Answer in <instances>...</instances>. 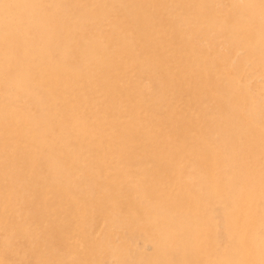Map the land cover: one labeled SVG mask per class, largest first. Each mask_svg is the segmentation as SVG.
<instances>
[{
  "label": "rangeland",
  "instance_id": "rangeland-1",
  "mask_svg": "<svg viewBox=\"0 0 264 264\" xmlns=\"http://www.w3.org/2000/svg\"><path fill=\"white\" fill-rule=\"evenodd\" d=\"M46 1L0 0L21 64L0 88L28 115L0 126V264L219 258L235 199L264 185V0Z\"/></svg>",
  "mask_w": 264,
  "mask_h": 264
},
{
  "label": "bare ground",
  "instance_id": "bare-ground-1",
  "mask_svg": "<svg viewBox=\"0 0 264 264\" xmlns=\"http://www.w3.org/2000/svg\"><path fill=\"white\" fill-rule=\"evenodd\" d=\"M12 3H22L23 5H26V8H35L37 7V3L39 0H9ZM7 0V2H9ZM96 1V0H93ZM256 1V0H254ZM251 2V1H250ZM90 3V2H88ZM36 5V6H35ZM45 6H49L51 5L48 1L45 0L44 2ZM1 6V5H0ZM8 6V5H7ZM57 6V5H56ZM52 7V6H51ZM22 8V7H20ZM43 8V7H42ZM17 9V8H16ZM27 9V10H28ZM19 10V9H18ZM21 10V9H20ZM17 11V10H16ZM34 11V10H32ZM28 14V13H27ZM8 15V14H7ZM31 15V14H29ZM37 15L40 17V15L37 13ZM5 16V15H4ZM9 16H12V13H9ZM32 17H35V14L32 15ZM15 18V17H14ZM17 18V17H16ZM29 18V17H28ZM31 18V17H30ZM41 18V17H40ZM3 19V18H2ZM63 19V16H62ZM10 20V19H9ZM12 20V19H11ZM33 20V19H31ZM59 20V19H58ZM17 21V20H16ZM2 22H5L2 21ZM8 22V21H6ZM5 22V23H6ZM25 22V21H24ZM31 22V21H29ZM214 22V21H213ZM20 23V22H18ZM27 23V22H26ZM34 23V22H33ZM3 24V23H2ZM8 24V23H7ZM22 24V23H20ZM28 24V23H27ZM249 24V23H248ZM10 25V23L8 24ZM13 25H17L16 23H13ZM31 25H29L30 27ZM4 27V26H3ZM33 27V26H32ZM41 27V26H40ZM2 25L0 26V68L4 63H9L12 67H16V65L18 64L19 61H17L16 56H13L12 52L10 51V41L12 40V36H9L10 33H8L7 31H1ZM8 28H13L12 25L11 27L8 26ZM19 28V26H18ZM24 28V27H23ZM27 28V27H26ZM44 28V27H43ZM5 28H3L4 30ZM14 29V28H13ZM20 29V28H19ZM28 29V28H27ZM11 30V29H10ZM9 30V32H10ZM16 31V30H14ZM22 31V30H21ZM19 32V30H17V33ZM24 32V31H23ZM45 32V31H44ZM261 32V31H260ZM15 33V32H13ZM251 33V32H250ZM16 35V34H14ZM22 36V35H21ZM16 37V36H15ZM26 37V36H24ZM19 38V37H18ZM22 38V37H21ZM20 38V39H21ZM16 39V38H15ZM258 41H264V35H259L257 36ZM23 40V39H22ZM22 40L20 42H22ZM16 44H18L17 39H16ZM15 44V43H14ZM21 46L23 47V44H21ZM20 48V46H19ZM15 49V47H14ZM13 49V50H14ZM18 48H16L17 50ZM15 50V51H16ZM19 50V49H18ZM21 50V49H20ZM19 50V51H20ZM18 51V52H19ZM110 52V51H109ZM112 53V51H111ZM18 54V53H17ZM108 56V55H107ZM19 57V55H18ZM23 61V60H22ZM21 63V62H20ZM19 63V64H20ZM23 63V62H22ZM8 66V65H7ZM18 66V65H17ZM21 66V64H20ZM18 66V67H20ZM9 67V66H8ZM56 69L54 70H58V72L63 75L65 74V77H68L69 75H73L76 74L75 72H72L64 63H59L56 67ZM2 69V68H1ZM20 70V68H19ZM24 68L20 71H23ZM53 70V68H49L48 66H44L41 65L39 69L35 70L33 72L35 79H39V81L41 83H43L46 86H49L51 84V80H50V73ZM14 71V70H13ZM12 71V72H13ZM18 70L15 68V73L16 74ZM18 71V73L20 72ZM25 71V70H24ZM83 72V71H82ZM22 73V72H20ZM32 73V71L30 72ZM28 73H26L25 78L27 76ZM17 75V74H16ZM21 75V74H19ZM12 77V76H11ZM18 77V76H17ZM21 77H23V75H21ZM15 78V76H14ZM30 78V77H29ZM19 79V78H18ZM11 80V79H10ZM14 80V79H13ZM12 80V81H13ZM24 81V77L23 79H21ZM19 80V81H21ZM10 82V81H9ZM22 82V81H21ZM25 82V81H24ZM23 82V83H24ZM13 84H15L14 82H12ZM18 84V80L16 82ZM20 83V82H19ZM26 83V82H25ZM25 83H24V87H25ZM40 83V84H41ZM21 84V83H20ZM28 84V83H27ZM42 84V85H43ZM31 85V84H30ZM34 85V84H33ZM33 85H31L30 88H33ZM20 86V85H19ZM5 88V87H3ZM17 88L18 85H17ZM23 88V87H22ZM36 88V87H35ZM29 89V88H28ZM5 91V90H3ZM30 91V89H29ZM12 104V103H10ZM254 106V104H253ZM244 107V106H243ZM255 107V106H254ZM245 108V107H244ZM7 115H10V117H12L14 115L13 118H16L18 116H23L24 119L27 118V114L24 112H20L18 111L13 105H9L8 103L5 102V97L2 93V90L0 88V126H4V121L8 119ZM88 122L86 119H80V120H75V119H71L69 127L70 129H74V127L76 128L75 130H84L85 132H90V127L88 126ZM52 144L51 145H60L61 143V149L65 150L64 148L67 147V144L64 143L63 138H58L55 137L54 139H51L50 141ZM65 144V145H64ZM64 145V147H63ZM257 182V181H256ZM261 184V183H260ZM244 186V185H243ZM243 190V189H242ZM242 192V191H241ZM241 194H243V196H238V198L235 199V204H234V211L232 213L231 216L234 215V218L236 220L235 224L232 223L233 227L232 230L230 231V234H232L233 238V243L232 246L228 249H226L224 251V253L218 258L212 259L210 257H208L207 255L204 257H200L198 258L197 262L195 263H191L188 262L187 260L182 258H185V252L184 251H176V252H172L173 256V261L174 264H264V234H257V232L255 233L254 231L248 229L250 225H257V224H262L264 226V209L260 206L259 202H256L257 198H259L260 196L264 197V185H258L254 188H250L248 190L243 191ZM256 209V210H254ZM243 210V215H242V222H238L237 221V213ZM239 224V225H238ZM204 225H208V222H205L204 224H202L201 226L204 227ZM237 226V227H236ZM241 228V230L239 229ZM197 229V228H196ZM248 234V235H246ZM159 246H162L164 251H166L168 249V247L163 246V244H160ZM159 246H157L156 248V252L160 251ZM196 246V245H195ZM149 248V247H148ZM197 248V247H195ZM174 251V250H172ZM207 251L205 250L204 253H206ZM203 253V254H204ZM156 254V253H155ZM172 256V255H171ZM183 256V257H182ZM157 257L154 256L152 258V261L149 262L148 264H156L155 258ZM202 259V260H201ZM209 259H211L209 261ZM166 261V260H165ZM164 262V261H163ZM162 262V263H163ZM166 263V262H164ZM168 263V262H167ZM160 264V263H159ZM169 264V263H168Z\"/></svg>",
  "mask_w": 264,
  "mask_h": 264
}]
</instances>
